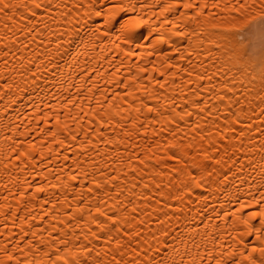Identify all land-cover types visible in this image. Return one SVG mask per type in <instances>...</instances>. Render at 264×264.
Returning a JSON list of instances; mask_svg holds the SVG:
<instances>
[{"label": "bare ground", "instance_id": "obj_1", "mask_svg": "<svg viewBox=\"0 0 264 264\" xmlns=\"http://www.w3.org/2000/svg\"><path fill=\"white\" fill-rule=\"evenodd\" d=\"M262 250L264 0L0 2V264Z\"/></svg>", "mask_w": 264, "mask_h": 264}, {"label": "snow or ice", "instance_id": "obj_2", "mask_svg": "<svg viewBox=\"0 0 264 264\" xmlns=\"http://www.w3.org/2000/svg\"><path fill=\"white\" fill-rule=\"evenodd\" d=\"M0 2H2V0H0ZM2 7L3 8H8L9 5L8 4H3ZM36 7H40V5L37 4ZM97 15H100V12H97ZM252 218L255 219V214H253V217ZM253 251H255V249H253ZM262 252H264V250H262ZM251 264H255V262L253 261V262H251Z\"/></svg>", "mask_w": 264, "mask_h": 264}]
</instances>
